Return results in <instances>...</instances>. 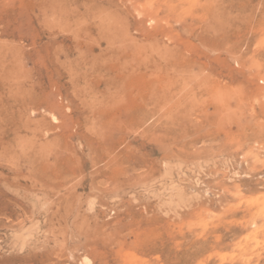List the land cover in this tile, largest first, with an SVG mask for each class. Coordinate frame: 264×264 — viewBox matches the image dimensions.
I'll use <instances>...</instances> for the list:
<instances>
[{"label":"rangeland","instance_id":"374dc122","mask_svg":"<svg viewBox=\"0 0 264 264\" xmlns=\"http://www.w3.org/2000/svg\"><path fill=\"white\" fill-rule=\"evenodd\" d=\"M0 264H264V0H0Z\"/></svg>","mask_w":264,"mask_h":264}]
</instances>
